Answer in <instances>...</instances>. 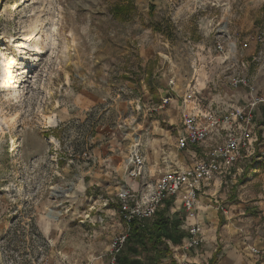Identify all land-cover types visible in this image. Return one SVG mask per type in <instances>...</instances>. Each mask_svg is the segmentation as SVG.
<instances>
[{
    "label": "rangeland",
    "instance_id": "rangeland-1",
    "mask_svg": "<svg viewBox=\"0 0 264 264\" xmlns=\"http://www.w3.org/2000/svg\"><path fill=\"white\" fill-rule=\"evenodd\" d=\"M120 5L132 9L115 15ZM196 73L198 84L220 80L228 105L262 100L252 155L206 197L233 212L250 201L261 216L264 0H0V264H110L112 240L128 231L118 195L153 198L160 147L179 123L169 111ZM231 75L247 85L231 88ZM167 90L174 101L160 109ZM172 202L158 211L186 219Z\"/></svg>",
    "mask_w": 264,
    "mask_h": 264
},
{
    "label": "built area",
    "instance_id": "built-area-1",
    "mask_svg": "<svg viewBox=\"0 0 264 264\" xmlns=\"http://www.w3.org/2000/svg\"><path fill=\"white\" fill-rule=\"evenodd\" d=\"M217 51H225L220 42H217ZM228 84L231 88L238 89L246 86L247 81L240 76L231 75L228 77ZM175 85V81L170 80V90L174 91ZM213 92L211 87L206 93L203 92L195 82L188 85L184 94L179 96L180 125L173 130L176 133L175 149L173 153L169 148L163 149L164 169L153 198L146 203H140L134 190L128 187L118 195L121 219L128 231L112 240L110 264H116V257L126 244L129 224L133 221L143 224L151 220L160 207L171 199L178 205V209L183 208L187 218L195 220L194 224L186 226L188 237L184 249L190 250L203 245L204 227L198 222L200 197L206 195L216 180L224 183L227 179L236 177L239 162L252 155L254 111L262 102L260 98L254 97L243 108L223 110L218 101L214 100ZM168 94L162 99L160 109L174 100L169 91ZM187 150L190 152L189 160L186 163L180 162L178 154ZM172 154L176 157L173 161ZM131 165V177L138 179L143 165L138 151L132 155ZM215 207L224 216H229V208L225 204L216 201ZM249 251L255 256L262 255L261 250L255 247L250 246ZM181 264L192 263L183 260Z\"/></svg>",
    "mask_w": 264,
    "mask_h": 264
},
{
    "label": "crops",
    "instance_id": "crops-1",
    "mask_svg": "<svg viewBox=\"0 0 264 264\" xmlns=\"http://www.w3.org/2000/svg\"><path fill=\"white\" fill-rule=\"evenodd\" d=\"M193 77L194 78L191 80V82L188 85L193 84L194 82H197L198 84L199 81L198 74L196 73V75H194ZM219 81L220 80H218V83H214L213 81L208 84L201 83L198 85L200 89L205 93L209 91L210 87L213 88L214 89L213 98L215 101H218L220 105L219 107L220 108L222 107L223 110L237 108L236 106L233 107L231 105H228L226 102H223V100H221L222 98L221 93L216 91ZM169 112H171L176 117L177 120L179 119L178 121L179 123L177 122L172 123L171 120V126L173 127L171 128L172 130H174L180 125V108L179 110H173ZM171 133L172 134H170V136H168L165 142L163 143V146L160 147L161 155L163 153L164 148L165 149L169 148L172 151V153L173 150L175 149V144L170 140V137L173 135L174 132L171 131ZM174 155L175 154L171 155L172 156L171 161H173V159L176 158ZM179 156L180 155L178 154V157ZM181 156L182 157H179L180 162H184L183 160H181V158L186 159V161H188L190 152L186 151ZM260 157L261 155L257 156V160H255V162L257 163L256 167L258 168V171H263L264 163L262 162L258 163L257 161L260 160L262 161L264 156L262 158ZM257 177L262 178L264 183V175L260 174ZM250 181L251 182L247 183L245 187H249V185L252 182H254V179L251 178ZM220 185L221 182H219V180H216L211 185L210 189L207 191L206 193L207 196L205 195V197H200L198 203V209H199L198 222H200L204 227L205 241L203 245L200 246L199 248H194L190 250L184 249V245L188 237L186 226L194 224L195 220L191 218H187V216L185 219L180 215H176L174 217L167 214L164 215L165 218L170 219L172 222H174V224L177 223L178 225L179 222L182 221L181 225L177 226V228L179 229V232L183 234L184 237L182 238L181 242L178 244L174 243L170 239L164 240L165 245L169 250V254L165 255V257H163L161 261L157 264H181L183 260H186L192 264H210L211 260L218 252L219 255H218L217 264H264V213H262L261 216L250 214L247 208L249 206L250 201L246 200L243 203L239 204L238 207L235 208L234 212L233 210L229 209V216L226 217L223 215L225 221L222 222L218 217L217 214L218 211H216L215 205H213V200L211 198H206V197H210L209 195H211L213 189L215 188L218 189ZM258 204L261 205L259 206V210L261 209L264 210V201L258 202ZM177 206L173 202L170 204L169 209L173 210L172 214H175L176 211L179 210ZM154 219L155 217L152 218L151 220H148L147 224L153 222ZM250 246L261 250L262 255L255 256L251 254L249 251ZM130 257L132 261L136 260L141 262L142 264H149L147 261L148 256L145 251H141L140 254H131ZM245 259L247 261H245Z\"/></svg>",
    "mask_w": 264,
    "mask_h": 264
},
{
    "label": "trees",
    "instance_id": "trees-1",
    "mask_svg": "<svg viewBox=\"0 0 264 264\" xmlns=\"http://www.w3.org/2000/svg\"><path fill=\"white\" fill-rule=\"evenodd\" d=\"M129 4V3H128ZM129 5H120L115 7V15H121L130 11ZM97 189V187H93ZM169 207L170 204H167ZM182 222V221H181ZM170 219L157 211L153 222H145L140 224L138 221H133L129 224V232L125 246L116 257V264H142L139 261H132L131 254H140L141 251L147 253V261L149 264H157L165 255L169 254V250L165 245L164 240L170 239L178 244L184 237L177 226ZM141 250V251H140ZM154 253V254H153ZM150 255V256H149ZM219 252L213 257L210 264H217Z\"/></svg>",
    "mask_w": 264,
    "mask_h": 264
},
{
    "label": "bare ground",
    "instance_id": "bare-ground-1",
    "mask_svg": "<svg viewBox=\"0 0 264 264\" xmlns=\"http://www.w3.org/2000/svg\"><path fill=\"white\" fill-rule=\"evenodd\" d=\"M232 51H233V50H232ZM21 82L23 83V82H25V81L23 80V81H21ZM11 83L14 85L13 87H16L17 84H16V82H15V77H12V78H11ZM13 91H14V89H13ZM16 92H17V90H16ZM138 139H139V138H136V141H138Z\"/></svg>",
    "mask_w": 264,
    "mask_h": 264
}]
</instances>
